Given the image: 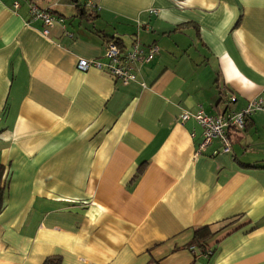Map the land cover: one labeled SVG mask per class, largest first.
Wrapping results in <instances>:
<instances>
[{
	"label": "crops",
	"instance_id": "0c3cea01",
	"mask_svg": "<svg viewBox=\"0 0 264 264\" xmlns=\"http://www.w3.org/2000/svg\"><path fill=\"white\" fill-rule=\"evenodd\" d=\"M106 36L157 52L125 84L79 69ZM258 98L264 0H0V264H264V113L231 153L178 118Z\"/></svg>",
	"mask_w": 264,
	"mask_h": 264
},
{
	"label": "built area",
	"instance_id": "2783aa9c",
	"mask_svg": "<svg viewBox=\"0 0 264 264\" xmlns=\"http://www.w3.org/2000/svg\"><path fill=\"white\" fill-rule=\"evenodd\" d=\"M86 5L88 6L90 4L87 2ZM150 11L156 13L155 9H151ZM29 14L32 18H39L42 20L45 26L42 29L43 35L47 34L48 27L52 26L54 22H62V18L52 14L50 9L40 8L37 4L32 2L29 4ZM65 33L71 35L68 31ZM156 52L157 46L154 44L148 45L145 50L140 44L134 42L129 49L123 50L118 44L109 40L105 42V62L95 58H80L77 67L81 70H86L90 66H93L125 84L136 79L135 64L148 61ZM231 99H233V97H231ZM254 111L264 113V101L259 98L252 99L239 111L219 114H208L202 109H198L193 113L183 110L178 115V118L180 121H184L192 117L201 126L202 140L199 149L204 148L211 140L217 139L220 142V152L231 153L232 144L229 137L230 128L242 129L245 118Z\"/></svg>",
	"mask_w": 264,
	"mask_h": 264
},
{
	"label": "trees",
	"instance_id": "16d2710c",
	"mask_svg": "<svg viewBox=\"0 0 264 264\" xmlns=\"http://www.w3.org/2000/svg\"><path fill=\"white\" fill-rule=\"evenodd\" d=\"M88 8L93 11L92 6H89ZM109 40H112L116 44H120L118 38H116L115 36H106L105 41H109ZM247 119L248 117H246L244 120L243 128L246 125ZM2 174H3V166L0 163V182L2 180ZM215 233H216L215 231L211 232L207 227L196 229L194 230L193 237L190 241L189 246L199 247L202 249V252L204 253L210 252V247L208 246L207 243L214 236ZM42 264H60V257L59 256L48 257L43 261Z\"/></svg>",
	"mask_w": 264,
	"mask_h": 264
},
{
	"label": "rangeland",
	"instance_id": "374dc122",
	"mask_svg": "<svg viewBox=\"0 0 264 264\" xmlns=\"http://www.w3.org/2000/svg\"><path fill=\"white\" fill-rule=\"evenodd\" d=\"M81 22H82V24H85V23H86V21H85L84 19H82V21H81Z\"/></svg>",
	"mask_w": 264,
	"mask_h": 264
}]
</instances>
